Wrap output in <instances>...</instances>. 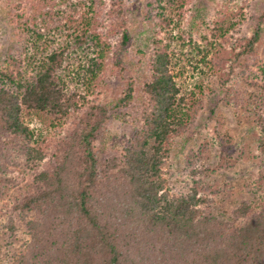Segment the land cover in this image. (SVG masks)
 <instances>
[{"label": "trees", "instance_id": "1", "mask_svg": "<svg viewBox=\"0 0 264 264\" xmlns=\"http://www.w3.org/2000/svg\"><path fill=\"white\" fill-rule=\"evenodd\" d=\"M132 1H7L15 40L0 61V198L16 193L2 225L9 239L25 235L0 246V264H264V202L216 216L171 154L210 101L211 112L244 106L264 162V0L228 26L200 0H144L142 43ZM187 72L207 85L187 88ZM111 78L120 88L103 101ZM116 117L132 125L128 141L99 144Z\"/></svg>", "mask_w": 264, "mask_h": 264}, {"label": "rangeland", "instance_id": "2", "mask_svg": "<svg viewBox=\"0 0 264 264\" xmlns=\"http://www.w3.org/2000/svg\"><path fill=\"white\" fill-rule=\"evenodd\" d=\"M7 1L9 0H0V61L5 58L10 44L15 40L14 25L10 24L7 18ZM255 1L200 0L199 4L203 5L205 13L209 14L212 21H222L228 26L230 22L239 23L244 20L251 13L248 5ZM222 3L231 6L236 3L240 10L235 12L221 8ZM216 6L218 7L215 8ZM131 9L132 31L135 38L142 43L145 34H147L143 23L144 0H133ZM217 11H221L222 15H218ZM176 18L180 27L185 25L186 16L180 18L177 15ZM180 19L183 20L180 21ZM195 28L200 29V26L196 24ZM231 30L234 29L231 28ZM136 46L137 44H135ZM128 61L134 62L135 59L129 56ZM204 71H207V68H204ZM199 75L201 76V72L200 74L199 72L186 73L187 88L192 89L195 86V81L196 84L202 81L205 86L207 85L208 76H202L200 79ZM120 84L118 78L107 79L103 90H101V99L105 101L113 98L119 90ZM239 90L242 93L244 86H241ZM239 105V111L232 106L220 105L215 112H211V103L207 101L193 126L194 129L199 128L200 130L193 134L189 129L186 133L178 136L171 150L172 161L175 162L180 173L192 169L194 178L202 182L201 194L211 199L216 216L220 218L229 217L231 209L244 201L253 202L255 206L264 202V162L259 158L256 149L253 118L249 113L241 111L244 106ZM27 118L33 128L37 131L47 132L48 138H51L52 128L48 124L33 114H28ZM132 131V125L124 122L120 117H116L112 127L102 134L98 143L110 147L124 145ZM167 168L168 166L165 167V169ZM15 193L16 190L10 188L7 194L0 198V246L6 250L9 247L10 251L18 245L17 239L25 235L24 230L18 232L17 237L11 239H9V235L4 234L7 226L2 224L7 222L10 217L9 204ZM9 240L12 241V244L8 246L7 241Z\"/></svg>", "mask_w": 264, "mask_h": 264}]
</instances>
